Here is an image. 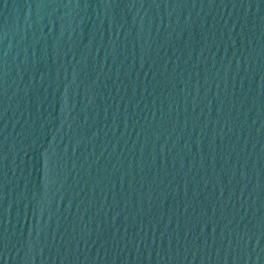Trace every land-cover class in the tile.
I'll return each mask as SVG.
<instances>
[{
    "label": "water",
    "instance_id": "water-1",
    "mask_svg": "<svg viewBox=\"0 0 264 264\" xmlns=\"http://www.w3.org/2000/svg\"><path fill=\"white\" fill-rule=\"evenodd\" d=\"M0 264H264V0H0Z\"/></svg>",
    "mask_w": 264,
    "mask_h": 264
}]
</instances>
